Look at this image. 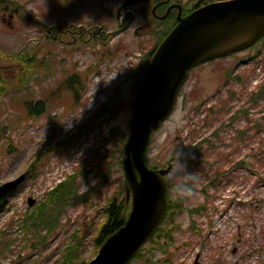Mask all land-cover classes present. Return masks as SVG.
Wrapping results in <instances>:
<instances>
[{
	"label": "rangeland",
	"instance_id": "374dc122",
	"mask_svg": "<svg viewBox=\"0 0 264 264\" xmlns=\"http://www.w3.org/2000/svg\"><path fill=\"white\" fill-rule=\"evenodd\" d=\"M9 1L20 11L0 9V76L7 84L0 92V186L26 179L0 203V242L12 241L0 264H63L73 246L75 264H89L99 252L105 207L126 198L131 210L127 142L113 130L129 137L136 76L166 29L159 17L167 12L155 9V0ZM197 1L173 5L191 9ZM26 50L38 51L40 62L22 81L12 56ZM245 54L258 57L238 64ZM189 74L146 158L148 166L169 170L175 188L168 198L183 208L161 224L172 239L154 235L131 264H264V97L252 99L264 84V43ZM72 75L84 86L79 99L64 85ZM31 101H46V112L30 116ZM104 104L112 111L96 117ZM94 119L89 133L74 138ZM75 173L76 199L50 222L59 224L28 228L26 215ZM187 189L191 196H179Z\"/></svg>",
	"mask_w": 264,
	"mask_h": 264
},
{
	"label": "water",
	"instance_id": "95a60500",
	"mask_svg": "<svg viewBox=\"0 0 264 264\" xmlns=\"http://www.w3.org/2000/svg\"><path fill=\"white\" fill-rule=\"evenodd\" d=\"M173 9L178 10L177 25L153 55L133 101L123 161L131 211L124 226L106 240L89 264H130L163 223L169 209V170L150 169L145 154L152 133L173 114L188 72L251 48L264 38V0L213 2L187 16L180 5H172L167 15ZM25 179L22 175L0 186V203Z\"/></svg>",
	"mask_w": 264,
	"mask_h": 264
},
{
	"label": "trees",
	"instance_id": "16d2710c",
	"mask_svg": "<svg viewBox=\"0 0 264 264\" xmlns=\"http://www.w3.org/2000/svg\"><path fill=\"white\" fill-rule=\"evenodd\" d=\"M3 2H4L3 0L2 1L0 0V3H3ZM155 2H156V4H159V3L164 2V1L155 0ZM174 2H175V0H171L169 3L162 4L159 9L161 11L166 10V12H167V9L171 5H173ZM177 2L181 3L180 1H177ZM212 2H216V0H198L197 3L191 9H186L183 5L182 6L183 14L185 16L188 14H191L196 9L203 7L205 5H208ZM0 9L4 10V11H7L9 9H11L15 12L20 11L18 4H16L15 2H10L9 0H6V4L0 5ZM177 12H178V10L174 9L169 13L168 17L163 22V23H165L166 29L161 32V35H160L159 41H158V45L155 47V49L153 51H151V53L149 54V57H147V59L143 61L141 71H140V73H138V76H136L138 79V84L136 87L137 92H138L139 86L143 80L146 69H147L154 53L156 52V50L158 49L160 44L163 42V40L168 36V34L177 25V20H176ZM51 32H53V31H51ZM28 51L29 50L20 51V52L14 54L16 56H12V59L17 62V64L19 65V69H21L20 71H21L22 81L27 75L34 72L36 65L40 62V59H39L40 54L38 51L33 50V53H30ZM237 79H239V78H237ZM64 85L67 86L68 89L75 91L77 99H79V97H80L81 90L82 91L84 90V86L81 84L79 77H77L76 75L70 76L67 79V81L64 83ZM6 88H7V84L5 83V81H3V79L0 76V92H3L4 90H6ZM179 94H180V92H179ZM263 97H264V86L262 88L261 94L260 95L257 94L253 100H258V99H261ZM27 108H28L30 116H39V115L44 114L46 112L47 102L46 101H37V102L31 101V102L27 103ZM106 111H110V112L112 111V109L109 108V104H107V105L104 104V106L100 109V111L96 115V117L102 115ZM95 122L96 121L94 119V121L91 120V121H89V123H85L82 126H80L78 133L75 134L74 138L79 139L82 135L89 133L91 128L95 124ZM154 133L155 132H153L152 135ZM240 133H242V132H240ZM113 134H114L113 138H116L119 135L120 136L119 139H122L124 143H126L128 141L127 134L119 128H115V130H113ZM152 135H151V137H152ZM151 140H150L149 146L151 145ZM149 146H148V149H149ZM148 149H147V152H148ZM147 152L145 154L146 163H147V159H146L147 158ZM118 162L120 163L121 159H119ZM150 168L151 169H158L157 167H154V166H151ZM87 173L88 172H84V173H81V175L86 176ZM105 177H107V176H105ZM77 178H78V174L75 173L73 175H69L64 181L57 184L49 192V196L47 198L48 203H44V204L40 205L35 212L26 215V217H25L26 226L28 228H36V229L48 228V226H49V229H51L52 226H50V225H53V227L58 225L59 224V218L56 219L53 224H50V222L56 217V214L61 213L63 210H64L63 212H65L64 207L66 205H68L72 200L74 201L76 199L77 193L79 191L78 187H77ZM169 188H175V185H171L169 183ZM12 195L13 194L8 196V198L11 197ZM8 198H6L4 201H6ZM168 202H169V210H168L167 215L165 216L164 221H166L167 217H169L171 211L173 212L172 214L174 215L175 211H176L175 209L181 210L183 208L181 205L178 206L177 203L171 201L169 198H168ZM62 213L60 214V216L62 215ZM129 214H130V209L127 206L126 198H124L123 200H120V201L115 198V199L110 201V203L105 207L106 220L101 225V227L99 229V233L95 237V245L98 247V249H100L102 247V245L106 242V240L113 233L117 232L118 230H120L124 226V224L126 223L128 217H129ZM161 231H162V226L159 227V229L157 230L154 239L157 237L163 238V236L165 238H168L169 240L172 239V233L170 231L167 232V230H165V231H162L163 232L162 234H158ZM43 235L44 234H42V236ZM154 239H150L149 242H153ZM11 244H12L11 240L5 241V242H0V246H3V248H0V253L2 255H4L6 253V251H11ZM155 250H156L155 248H151L149 250V252L153 253V252H155ZM74 253L78 254L77 253V247H74V246L69 247L65 252V260H64L63 264H75ZM143 255L144 254H143V250H142L140 252V254L135 259L141 258V257H143ZM82 264H86V263H82Z\"/></svg>",
	"mask_w": 264,
	"mask_h": 264
},
{
	"label": "flooded vegetation",
	"instance_id": "af4514ba",
	"mask_svg": "<svg viewBox=\"0 0 264 264\" xmlns=\"http://www.w3.org/2000/svg\"><path fill=\"white\" fill-rule=\"evenodd\" d=\"M263 43H264V38L262 39V40H260L256 45H254L252 48H250V49H247V50H245V51H241V52H238V53H235V54H232V55H229V56H227V57H224V58H221L222 60H225V59H228V58H234V57H238L240 54H244V53H246V52H250V51H252L255 47H257V49H258V46H262L263 45ZM259 52H261V47H259V50H258ZM260 55V54H259ZM246 56H247V54H245L244 55V57H241V58H239V61H238V64H242L243 62H247V64H249V63H254V61H255V58H257L258 56H247L248 58H246ZM218 60H220V59H218ZM214 61H217V60H214ZM211 62H213V61H211ZM263 86H264V84H262V86L260 87V90H258V92L256 93V94H253V96H252V99H254L255 98V96L257 95V94H261V91H262V88H263ZM240 112H241V114H245V115H247V111H244V110H240L238 113L240 114ZM237 113V114H238ZM240 114V115H241Z\"/></svg>",
	"mask_w": 264,
	"mask_h": 264
},
{
	"label": "clouds",
	"instance_id": "9594fccd",
	"mask_svg": "<svg viewBox=\"0 0 264 264\" xmlns=\"http://www.w3.org/2000/svg\"><path fill=\"white\" fill-rule=\"evenodd\" d=\"M93 186H95V185H93ZM81 194H83V193H81ZM191 195H192V190L191 189H187V190H185V194L179 195V196L185 197V196H191Z\"/></svg>",
	"mask_w": 264,
	"mask_h": 264
}]
</instances>
